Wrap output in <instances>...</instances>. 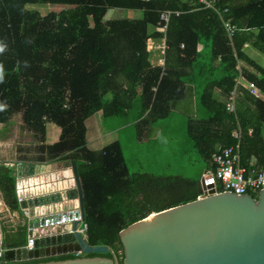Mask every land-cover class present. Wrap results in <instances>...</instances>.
Here are the masks:
<instances>
[{"label":"trees","instance_id":"obj_1","mask_svg":"<svg viewBox=\"0 0 264 264\" xmlns=\"http://www.w3.org/2000/svg\"><path fill=\"white\" fill-rule=\"evenodd\" d=\"M34 5L60 9L41 17L28 9ZM108 9L139 10L143 17L110 20L104 27L101 22ZM216 9L220 15L190 0H0V117L19 111L23 127L33 137L25 150L17 149L29 156L18 155L17 160L75 161L86 215L85 241L109 249L106 254L5 264L82 257L117 258L122 264V229L201 196L199 180L131 175L116 141L96 151L88 149L86 121L100 111L105 117L110 106L117 113L138 102L136 134L143 136L149 126L170 115L172 104L185 99L190 84L203 116L190 119L186 133L207 163L206 171H214L213 153L237 142L232 136L236 130L241 131V165L252 166L254 161L257 168H264V69L249 53L264 55V0H216ZM163 12L171 13L164 71L151 69L148 63V32L159 24ZM223 21L239 29L231 39ZM254 28L259 29L256 35ZM247 85L258 89L262 98L250 94ZM235 87L238 105L236 113L229 114L224 100ZM47 123L60 130L59 140L51 145L45 144ZM13 174L0 167V189L10 200L9 207L18 210ZM18 236V241L6 238L4 247L24 246L25 228Z\"/></svg>","mask_w":264,"mask_h":264},{"label":"water","instance_id":"obj_2","mask_svg":"<svg viewBox=\"0 0 264 264\" xmlns=\"http://www.w3.org/2000/svg\"><path fill=\"white\" fill-rule=\"evenodd\" d=\"M199 184L202 195L196 200L150 213L119 232L122 264H264V189L255 199L216 193L203 177ZM15 193L22 199L19 208L27 211V225L31 221L35 229L32 235L46 231L50 236H37L30 251L6 250L1 264L109 251L88 245L77 232L86 215L75 161L16 166ZM38 264L115 262L82 257Z\"/></svg>","mask_w":264,"mask_h":264},{"label":"rangeland","instance_id":"obj_3","mask_svg":"<svg viewBox=\"0 0 264 264\" xmlns=\"http://www.w3.org/2000/svg\"><path fill=\"white\" fill-rule=\"evenodd\" d=\"M28 9L36 10L38 15L43 17L50 11L57 13L60 8L34 5L28 6ZM142 17L143 13L139 10L108 9L103 16L101 24L107 27L110 20L141 19ZM249 53L255 63L264 69V55L257 51H249ZM109 97L107 95L105 99H109ZM182 101L174 103L175 108L171 109L170 115L156 123L160 129L156 136H146L147 131L144 132L143 128L145 135L137 136L136 133H138L139 128L136 127V118L141 110L138 102H133L128 109L119 108L117 113H114L113 107L110 106L108 107L110 113L108 112L109 114L105 117L95 114L92 117L93 119L90 118L86 122L87 148L96 151V148L116 141L121 147L125 164L131 175L148 174L161 178L180 177L192 181L200 180L202 173L207 170V163L195 151L187 136L186 126L189 119L203 116L202 109L196 103L197 109L194 113L191 105L182 107ZM139 127L141 128V126ZM52 128L56 129L54 125H51V130ZM59 131L57 134L60 137ZM91 137H94L92 146L89 143ZM45 144L48 143L45 142ZM26 146L19 145L15 147L16 160L18 155L29 156L26 151L20 154L17 153L18 148L25 150ZM2 258L3 256L0 260ZM114 262L115 264H120L117 258L114 259Z\"/></svg>","mask_w":264,"mask_h":264},{"label":"built area","instance_id":"obj_4","mask_svg":"<svg viewBox=\"0 0 264 264\" xmlns=\"http://www.w3.org/2000/svg\"><path fill=\"white\" fill-rule=\"evenodd\" d=\"M193 5L200 7L201 9H210L216 11L219 15L220 12L216 9V0H190ZM226 12V10L224 11ZM170 12H163L159 16V24L151 26L149 29V41H148V63L149 68L157 69L161 68L164 71L165 58L168 50L166 42V30L169 22ZM223 27L226 31L228 38H232L236 31H239L235 26L229 22L223 21ZM252 32L256 35L259 33V29L254 28ZM158 33V37L154 38L152 35ZM241 77L236 79V82H240ZM249 93L255 97L262 98L258 89L252 85L248 86ZM237 89L229 93L225 98V110L229 114H235L237 108ZM250 133V131H249ZM232 136L237 140L234 145L222 148L211 156V164L214 166V171H206L203 174L205 185L213 183V187L216 190L219 185L221 192H228L232 194H258L264 189V168H256L254 166H242L240 162V136L241 131L236 130L232 133ZM210 175V177H208ZM202 191V190H201ZM22 199L18 198L20 203ZM27 215V211L22 209ZM87 225L82 223L77 229V232L85 240V232ZM35 245V238L28 237L26 245L23 246L27 251L33 250ZM3 253L0 252V258Z\"/></svg>","mask_w":264,"mask_h":264},{"label":"crops","instance_id":"obj_5","mask_svg":"<svg viewBox=\"0 0 264 264\" xmlns=\"http://www.w3.org/2000/svg\"><path fill=\"white\" fill-rule=\"evenodd\" d=\"M201 48H202V45L197 46L198 50H201ZM181 103L183 105L182 107L186 105L188 106L191 105V107L193 108V112L194 113L196 112L198 100L196 98L192 85L188 84L186 86V96H185V99ZM173 105L174 104L171 105V109L175 108V105L174 106ZM96 115H99L100 117H104L101 111L97 112ZM92 117L93 116H91L90 118ZM51 125L53 124L47 123L45 125V142L48 144L56 143L59 140V136L57 134L59 129L55 126L56 129L52 128L51 130ZM147 129H148L146 132L147 136H156V134L160 132L159 131L160 129L157 127V124L153 126H149ZM31 135L32 134H30L25 128H23V123L21 120V113L19 111H15L14 113L6 117H0V167L10 168L13 170L14 185L16 182V166L20 164H45V163H22L16 160V156L14 152L15 147L19 145L29 146L30 143H32L33 141ZM59 135H60V131H59ZM93 139L94 137L90 138L89 143L91 146H92ZM88 147H89V144H88ZM102 147L96 148V150H99ZM251 164L252 166L256 167L254 161H252ZM203 174L204 172L202 173L201 176H203ZM14 197L16 200V204L18 206V210H12L9 207L10 200L7 199L3 195V192L0 189V201L2 202V205L0 203V252L2 253L5 252V250H7V248H5L3 245V241L6 238H9L10 240H15V241L20 240V238H18L19 237L18 233L23 228H25V235H26L24 239L25 241L24 246L26 245V240L29 236L35 238V240L36 238H38L37 236H50V235H46L48 234L46 233V231H43L44 234H40L38 231H36L35 235H32V231L35 229H32L31 221H29V224L27 225V221H26L27 215L19 208V202H18V198L16 196L15 191H14ZM74 217H75V214H73V218ZM20 247H23V246H20Z\"/></svg>","mask_w":264,"mask_h":264},{"label":"bare ground","instance_id":"obj_6","mask_svg":"<svg viewBox=\"0 0 264 264\" xmlns=\"http://www.w3.org/2000/svg\"><path fill=\"white\" fill-rule=\"evenodd\" d=\"M237 84H239V82H237ZM248 86H249V85L245 86V88L248 89ZM235 88H236V87H235ZM235 88H234V89H235ZM234 89H233V90H234ZM248 91H249V90H248ZM215 191H216V193H221V190L218 191V190L216 189ZM258 194H259V193H258ZM258 194H256V195L258 196ZM201 195H202V194H201ZM248 195H250V194H248Z\"/></svg>","mask_w":264,"mask_h":264}]
</instances>
